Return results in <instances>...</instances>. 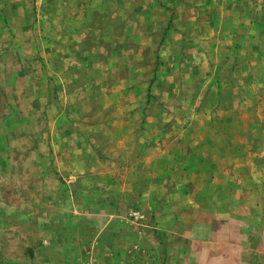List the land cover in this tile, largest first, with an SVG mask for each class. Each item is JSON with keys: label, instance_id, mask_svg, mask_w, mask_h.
<instances>
[{"label": "rangeland", "instance_id": "374dc122", "mask_svg": "<svg viewBox=\"0 0 264 264\" xmlns=\"http://www.w3.org/2000/svg\"><path fill=\"white\" fill-rule=\"evenodd\" d=\"M0 264H264V0H0Z\"/></svg>", "mask_w": 264, "mask_h": 264}, {"label": "crops", "instance_id": "0c3cea01", "mask_svg": "<svg viewBox=\"0 0 264 264\" xmlns=\"http://www.w3.org/2000/svg\"><path fill=\"white\" fill-rule=\"evenodd\" d=\"M89 12H92V9L89 10ZM69 56H70V55H69ZM68 60H69V61H72V58L69 57Z\"/></svg>", "mask_w": 264, "mask_h": 264}]
</instances>
